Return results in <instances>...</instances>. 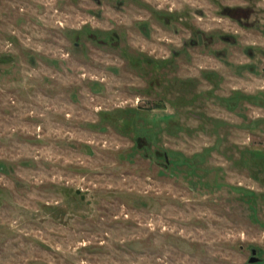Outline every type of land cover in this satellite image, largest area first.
Instances as JSON below:
<instances>
[{
    "label": "rangeland",
    "instance_id": "rangeland-1",
    "mask_svg": "<svg viewBox=\"0 0 264 264\" xmlns=\"http://www.w3.org/2000/svg\"><path fill=\"white\" fill-rule=\"evenodd\" d=\"M0 264H264V0H0Z\"/></svg>",
    "mask_w": 264,
    "mask_h": 264
}]
</instances>
